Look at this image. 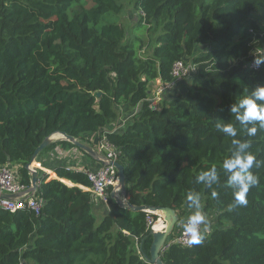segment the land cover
Wrapping results in <instances>:
<instances>
[{"label":"trees","instance_id":"16d2710c","mask_svg":"<svg viewBox=\"0 0 264 264\" xmlns=\"http://www.w3.org/2000/svg\"><path fill=\"white\" fill-rule=\"evenodd\" d=\"M128 3L149 36L145 57V41L136 47L123 24L100 25ZM262 8L264 0H0V167L16 166L28 186L26 165L45 138L66 132L93 144L95 135L106 137L120 151L132 204L172 207L181 220L192 192L215 216L200 244H169L165 264H264V165L252 168L260 182L247 205L230 208L222 163L233 138L215 127L217 119L232 123L236 139L250 140L249 151L264 161V130L248 137L229 112L264 84V65L251 66L264 55V24L253 17ZM178 61L196 72L168 96L180 86L184 92L154 106L152 82H173ZM59 146L76 147L56 140L38 161ZM213 166L218 184H198ZM87 170L59 164L56 177L42 176L39 214L0 208V264H152L150 220L158 216L121 208L110 195L98 222Z\"/></svg>","mask_w":264,"mask_h":264},{"label":"clouds","instance_id":"9594fccd","mask_svg":"<svg viewBox=\"0 0 264 264\" xmlns=\"http://www.w3.org/2000/svg\"><path fill=\"white\" fill-rule=\"evenodd\" d=\"M264 65V55L255 56L253 67L259 69ZM230 114L234 115L240 130L246 132L248 137H254L258 131L264 130V84L256 86L247 96L230 105ZM216 129L227 137L233 138V149L229 158L222 163L223 174L227 177V184L232 190L233 202L230 208L246 206L249 190L259 184V177L253 173L252 168L264 165V161L257 160L249 149L250 140L236 139L237 127L232 123H224L223 119H217ZM198 184L211 188L218 184L219 175L215 166L200 172L196 177ZM212 196L217 193L213 191ZM187 207L192 213L183 222L182 230L187 246L200 244L204 238L203 231H207L209 220L202 212L201 198L199 194L189 192L186 197ZM203 226V231L202 227Z\"/></svg>","mask_w":264,"mask_h":264},{"label":"built area","instance_id":"2783aa9c","mask_svg":"<svg viewBox=\"0 0 264 264\" xmlns=\"http://www.w3.org/2000/svg\"><path fill=\"white\" fill-rule=\"evenodd\" d=\"M251 66L253 67V61L251 62ZM254 68V67H253ZM257 69V68H255ZM197 67L194 64H187L184 61H178L173 66V77L174 81L163 84L161 88L157 91V99L161 100L164 98L165 93H169L173 90L180 82L190 77L193 73H195ZM165 92V93H164ZM164 93V94H163ZM162 95V97H160ZM167 97V96H165ZM152 101V100H151ZM153 103V101H152ZM126 120L121 124H125ZM120 124V125H121ZM119 125V126H120ZM98 150H100L108 159L122 161L120 156V151L114 145H112L106 137L99 138L98 141ZM87 175L89 179L92 181V187L90 191L93 194L94 202L98 201L101 202L105 207L109 210L110 209V202H109V187H115L118 185V171L114 166H104L103 168L93 171L88 169ZM30 185L22 184L19 181L17 173L11 168L9 165L1 166L0 167V192L2 193H23L29 188ZM43 206V199L36 196H21L16 199H0V208L9 210V211H16L19 209L30 208L36 214H39L41 208ZM190 215L188 212L183 219L179 221L174 230L172 237L169 239V244L176 243L180 245L187 246L185 237L183 235L182 225L185 222L186 217ZM159 220L165 223V220L157 214ZM156 222H152L150 220V224L152 228H155L154 224ZM202 231H203V226ZM209 233V231H208Z\"/></svg>","mask_w":264,"mask_h":264},{"label":"water","instance_id":"95a60500","mask_svg":"<svg viewBox=\"0 0 264 264\" xmlns=\"http://www.w3.org/2000/svg\"><path fill=\"white\" fill-rule=\"evenodd\" d=\"M100 95V93H99ZM67 140L72 142L78 149L86 152L89 156L102 163L104 166H114L118 171V185L113 187L110 195L115 200L117 205L121 208L132 211H143L152 214H159L161 212L164 215L165 225L161 229H151V235L153 241L150 248V262L152 264H165L162 260V254L169 245V239L176 229L177 224L180 221L179 213L172 207L162 206H150V205H135L132 204L127 195L126 187V175L125 164L122 161H116L108 159L100 150L96 149L90 143L83 142L76 139L74 136L67 134L66 132L57 133L53 136H49L43 140V142L37 147L32 156V159L27 163L26 168L30 171L31 180L29 188L23 193H2L0 192V199H16L21 196H35L42 176L37 166V160L39 155L54 141ZM142 246H140V250Z\"/></svg>","mask_w":264,"mask_h":264},{"label":"crops","instance_id":"0c3cea01","mask_svg":"<svg viewBox=\"0 0 264 264\" xmlns=\"http://www.w3.org/2000/svg\"><path fill=\"white\" fill-rule=\"evenodd\" d=\"M158 86L160 89L162 86V82L160 79H157L156 81L152 82V86ZM158 89V90H159ZM185 91V86H180L178 87L175 91V93H171L172 95L164 97L163 99L171 98L174 95H176L179 92H184ZM159 100L158 103L163 100ZM157 103V104H158ZM156 104V105H157ZM122 122L124 121L125 117H127L128 109L126 106L122 107ZM120 119V120H121ZM120 120L117 123V125L110 126V128H117L120 124ZM100 135H95L93 138V147L98 149V141H99ZM123 162V161H122ZM124 163V162H123ZM67 165L71 168H76V169H82V168H87L93 171L99 170L104 167V165L91 156L84 154L80 149H74V148H63L61 146L53 149L52 151L46 153L43 155L41 160H37V166L38 169L40 170V175L44 176H50V177H56V173L54 172V167L56 165ZM13 170L16 172L17 167L14 165H9ZM93 211L96 214L97 218L102 219L103 216L108 212V209L103 205L101 202H93Z\"/></svg>","mask_w":264,"mask_h":264},{"label":"rangeland","instance_id":"374dc122","mask_svg":"<svg viewBox=\"0 0 264 264\" xmlns=\"http://www.w3.org/2000/svg\"><path fill=\"white\" fill-rule=\"evenodd\" d=\"M139 17H140V14L137 13V11L133 8V6L128 3L126 5L125 10L121 14L103 16V18H102V20L100 22V25L102 23H120V24H123L125 26V28L131 32V35H130L129 39L135 44L136 47H138L140 45L141 40L145 41V43H144L145 48L140 51V55L145 57L149 53V50H150V48L147 47L149 36L147 34V30H146L145 26H143V25L142 26H136L137 23H138ZM253 17L264 24V8H262L256 14H254ZM206 48H207L206 45L198 46L197 51L201 52L202 50H204ZM188 64H192V63L190 61H188ZM162 85H163V83H162ZM158 89H159L158 86H154V85L152 86V98H151V100L153 101L154 106H157V107L160 106V102L158 103L159 100L157 99V91H158ZM173 93H175V92H172V94ZM168 94L169 93H165L163 96L164 97L168 96ZM172 94H170V95H172ZM160 97H162V95ZM74 149L79 150L76 147ZM204 203H203V201H201L202 207H203ZM201 210L207 216V218L209 220V226L207 228V231H203V234H207L208 231H211L216 226V220H215L214 214L211 211L210 212H206L202 208H201ZM192 211H193L192 209H189L188 212H190V214H191ZM100 220L101 219L99 218L98 222ZM158 220H159V218H158ZM157 227H160V226L157 225ZM138 246H139V244H138Z\"/></svg>","mask_w":264,"mask_h":264},{"label":"bare ground","instance_id":"6f19581e","mask_svg":"<svg viewBox=\"0 0 264 264\" xmlns=\"http://www.w3.org/2000/svg\"><path fill=\"white\" fill-rule=\"evenodd\" d=\"M160 216L164 218V215L161 212H158ZM163 226L157 227L156 229H161Z\"/></svg>","mask_w":264,"mask_h":264}]
</instances>
